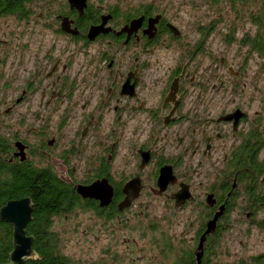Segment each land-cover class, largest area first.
<instances>
[{
	"label": "flooded vegetation",
	"instance_id": "obj_1",
	"mask_svg": "<svg viewBox=\"0 0 264 264\" xmlns=\"http://www.w3.org/2000/svg\"><path fill=\"white\" fill-rule=\"evenodd\" d=\"M80 2L28 0L21 17L0 3V16L31 24L25 53L11 55L10 68L15 69L0 71V87L9 90L0 102V119L9 122L5 131L0 123V153L12 165L49 166L71 187L72 208L51 217L86 214L107 238L136 232L142 238L137 246L142 264H206L207 249L230 210L240 207L257 224L254 218L264 207L245 192L237 164L229 166L230 161L237 163L235 154L249 126L240 129L248 111L238 104L237 83L223 82L217 72L209 80L210 75L202 77V68L196 69L200 53H220L211 40L213 24L208 33L199 29L205 22L184 35L152 2ZM154 15L157 20L150 26L147 18ZM139 16V24L130 28L129 21ZM96 25L100 30L88 36ZM159 46L170 52L155 53ZM1 54L0 68L5 61ZM210 57L223 63L216 54ZM224 92L231 95L225 101ZM234 112L241 113L234 124L232 117L221 118ZM163 167L170 176L159 183ZM195 169L198 176L204 169L212 173V181L199 193L191 189ZM77 170L80 177L74 175ZM102 179L107 199L76 192L77 184ZM184 191L185 198H176ZM192 201L195 219L185 226L184 218L177 235L151 220L127 225L130 218H137L136 223L139 218L170 222ZM219 205L223 208L214 229L202 236ZM117 244L107 241L102 255L88 264L119 263L128 254L125 249L118 253Z\"/></svg>",
	"mask_w": 264,
	"mask_h": 264
},
{
	"label": "rangeland",
	"instance_id": "obj_2",
	"mask_svg": "<svg viewBox=\"0 0 264 264\" xmlns=\"http://www.w3.org/2000/svg\"><path fill=\"white\" fill-rule=\"evenodd\" d=\"M123 1L133 3L138 1L152 2L156 9L163 12L166 17H169L184 35H192L198 25L218 18L210 35L212 36L213 45L218 46L216 49L220 50V53H200L196 58V69L200 70L202 68L203 76L202 72L201 76L208 77L210 75L211 78L209 80L212 81L214 80L212 72H217L221 75L220 79L223 82H236L238 104L248 111L247 119L241 122L240 129L243 130L250 123L254 124L255 119H257L259 120L258 126L264 130V65H261L262 60L253 52L247 54L245 63L242 64L245 57V48L243 46L240 47L236 40L229 43L223 40L224 33L232 25V11L227 0H218L217 2H212L211 0ZM250 7L252 8V6ZM238 15L244 17L245 11H240ZM241 17L236 18L234 21L236 26L234 36L236 38L242 30L248 29L252 31L253 28ZM30 26L31 24H26L25 21L19 20L12 15L0 16V40H4L0 42V54L4 53L5 55V61L0 68L1 72L8 73L15 69L10 68L14 64L10 63L11 55L19 56L25 53L26 41L29 38L27 30H29ZM156 49L155 53L170 52L168 48L161 46ZM214 54L218 58H223L222 64L219 65L218 60H212L210 56ZM215 64L218 65L217 70L214 68ZM191 65L194 67V64ZM4 77L7 79V76ZM1 83L2 80L0 79ZM8 92V89L0 87V102L7 98ZM227 96L231 97L230 94L224 92L223 101L227 99ZM250 119H253V121H250ZM0 120L3 125L2 129L5 131L9 122L7 118L3 117ZM259 157L264 158L263 151H261ZM204 170L205 173L201 176L196 174L197 169L194 170V173L192 172L191 189L193 193L202 192L205 184L207 185L212 181L211 171L207 172L208 170ZM81 174L77 170L74 175L75 177H80ZM260 189L264 192V177L261 179ZM240 209L237 206L224 216L222 221L224 227L221 228L218 236L213 240L208 252L211 262L216 264H264V226L261 225L263 222L260 220L264 218V207L258 209L259 212L254 218L258 221L257 224L250 223L249 217ZM194 211V201H192L185 207L184 211L179 212L178 216L170 217V222L161 218H139L136 223L137 218H130L127 220V225L144 224L151 220L158 227L168 229L169 233L177 235L178 231L182 229L181 222H183L184 218L187 219L185 226H187L188 221H194ZM96 225L98 224L91 217H87L86 214L70 212L65 215L52 216L51 229L57 233L61 251L81 264H88L90 260L102 255L103 245L107 241L119 243L115 246L118 253H122V249H125L128 254L124 255L117 264L143 263L137 251V246L142 243V238H139L136 232L122 231L117 236L111 235L108 239L107 234L105 236V233L96 231ZM126 244L129 247H126ZM133 244H135V247L130 248ZM131 253L133 254L131 255ZM129 257L134 258V261L129 260Z\"/></svg>",
	"mask_w": 264,
	"mask_h": 264
},
{
	"label": "trees",
	"instance_id": "obj_3",
	"mask_svg": "<svg viewBox=\"0 0 264 264\" xmlns=\"http://www.w3.org/2000/svg\"><path fill=\"white\" fill-rule=\"evenodd\" d=\"M27 1L0 0V3L5 5V11L21 17ZM227 1L232 11V25L224 33L223 40L226 43L236 40L240 47L244 46L247 49L244 61L247 54L253 52L262 60L261 65H264V0ZM242 10L245 11L244 17L238 15ZM238 17L245 19L253 28L252 31L242 30L236 38L234 21ZM217 20L218 18H215L200 25V32L208 33L210 24L214 27ZM258 123L259 120L255 119V123L249 124L243 132L239 145L242 148L235 154L238 156L237 163L230 161L229 166L237 164L242 171L241 181L244 183L245 192L253 196L254 204L261 201L264 205V192L260 189V177H264V158L257 156L259 150H264V130ZM73 193L71 187L61 182L49 166L36 168L24 163L12 165L7 161V156L0 153V206L7 199L21 196H28L32 206L31 218L25 225V230L27 234L32 235L31 247L39 257L26 258L22 264H81L61 251L57 233L50 228L52 214L66 212L72 208L75 203ZM261 225L264 226V222ZM10 249L11 224L0 218V263L8 262ZM208 252L209 249L206 264H216L210 261Z\"/></svg>",
	"mask_w": 264,
	"mask_h": 264
},
{
	"label": "water",
	"instance_id": "obj_4",
	"mask_svg": "<svg viewBox=\"0 0 264 264\" xmlns=\"http://www.w3.org/2000/svg\"><path fill=\"white\" fill-rule=\"evenodd\" d=\"M69 2H82L83 0H68ZM80 2V3H81ZM158 15H154L147 18L148 25H152L153 22L157 20ZM141 20V16L133 18L129 21V27L133 28L137 24H139ZM168 27L173 31V33H177L176 28L168 23ZM101 25L92 26L88 32V36H92L98 30H100ZM240 112H234L232 114L223 115L221 118L223 120H229L231 117L233 118V124L236 122V118ZM241 114V113H240ZM21 153V152H20ZM22 155V154H21ZM170 176V172L165 168H161L159 172L158 181L162 183L166 180L167 177ZM107 187L105 180H97L93 181L89 184H77L76 192L81 196L85 197H95L99 199H103L106 196L108 198L109 192L105 194L103 190ZM105 191V190H104ZM187 196V192L178 193L176 198H185ZM180 199V200H181ZM206 201L210 203V194H207ZM101 202H105L101 200ZM177 202V201H176ZM122 203H125L123 201ZM223 206L219 205L218 209L213 213L212 217L206 221V228L202 234L208 233L212 231L215 227V221L218 215L221 213ZM32 206L28 196H21L18 198H10L7 199L0 206V218L8 221L11 224V249L8 253V262L0 263V264H22L26 258H38L39 256L32 250V235L27 234L25 230L26 223L31 218ZM202 236L199 239L198 246H201ZM196 258H199V254H196Z\"/></svg>",
	"mask_w": 264,
	"mask_h": 264
}]
</instances>
